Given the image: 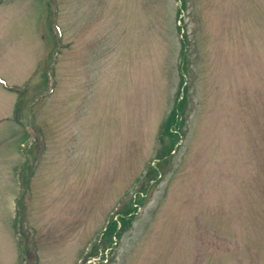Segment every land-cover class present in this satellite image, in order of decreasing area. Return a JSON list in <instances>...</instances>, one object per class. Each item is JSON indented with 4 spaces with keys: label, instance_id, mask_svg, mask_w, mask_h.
<instances>
[{
    "label": "rangeland",
    "instance_id": "374dc122",
    "mask_svg": "<svg viewBox=\"0 0 264 264\" xmlns=\"http://www.w3.org/2000/svg\"><path fill=\"white\" fill-rule=\"evenodd\" d=\"M58 1L0 0V264H264V0Z\"/></svg>",
    "mask_w": 264,
    "mask_h": 264
},
{
    "label": "trees",
    "instance_id": "16d2710c",
    "mask_svg": "<svg viewBox=\"0 0 264 264\" xmlns=\"http://www.w3.org/2000/svg\"><path fill=\"white\" fill-rule=\"evenodd\" d=\"M170 121V120H169ZM173 122V121H172Z\"/></svg>",
    "mask_w": 264,
    "mask_h": 264
},
{
    "label": "bare ground",
    "instance_id": "6f19581e",
    "mask_svg": "<svg viewBox=\"0 0 264 264\" xmlns=\"http://www.w3.org/2000/svg\"><path fill=\"white\" fill-rule=\"evenodd\" d=\"M10 95V94H9Z\"/></svg>",
    "mask_w": 264,
    "mask_h": 264
}]
</instances>
